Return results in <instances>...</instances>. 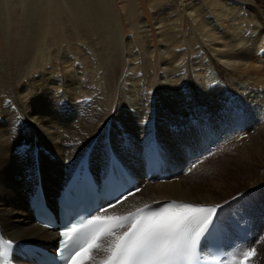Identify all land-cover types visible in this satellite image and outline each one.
I'll use <instances>...</instances> for the list:
<instances>
[{
  "label": "bare ground",
  "instance_id": "obj_1",
  "mask_svg": "<svg viewBox=\"0 0 264 264\" xmlns=\"http://www.w3.org/2000/svg\"><path fill=\"white\" fill-rule=\"evenodd\" d=\"M118 1L127 28L133 32L127 41L121 29L120 34L116 32L112 19L115 33L110 39L106 0H0L5 9L0 29L7 30V38L14 23L11 5L17 3L22 9L17 54L19 59L24 57L25 66L12 79L0 75V224L17 242L45 244L56 239L53 231L34 223L27 211L23 190L24 184L28 185L27 177L32 185L43 183L47 195L54 196L59 181L85 155L94 170L105 168L110 147L117 163L123 162L139 185L142 159L153 152L149 149L140 155V150L150 148L154 141H158L169 162L178 159L173 147L179 135L192 144L201 137L220 144L217 155L227 147L221 148L223 143L230 145L234 141L224 135L249 132L247 139L227 147L242 148L246 154L264 144V122L259 126L264 121L263 7L254 5L255 0H231V4L220 0H147L157 25L163 28L159 41L168 51L172 49L162 59L159 89L151 90L153 66L148 56L153 57L156 50L149 49L152 39H144V26L149 27V21L138 0ZM181 5L191 13L199 32L184 33L181 12L172 19L174 25L169 22L171 13ZM237 7L243 15L237 13ZM52 10L59 16L53 23L48 19ZM200 33H204V39ZM179 34L181 38L177 39ZM178 47L184 52L175 55ZM112 51L117 60H109ZM190 51L201 54L184 59ZM221 58L226 62H221ZM1 59L0 71L7 67L2 66ZM177 62L182 66L175 71ZM220 62L227 66L224 72ZM238 90H246L258 106L253 108V101L241 103L236 95ZM227 100L238 107V118L223 114ZM197 108L203 112V121L197 119L194 123ZM232 121L241 123L243 130L231 129ZM221 124L229 132H223L222 126L223 133L218 132L217 126ZM210 166L205 163L194 168V178L187 175L176 180L169 177L164 183L149 181L116 206L114 213L122 214L158 201L212 204L219 212L223 209L225 230L233 232L242 221L252 229L253 236L247 235L242 241L236 236L228 238V264H234L247 251H252L247 264L264 263V237L260 239L264 235V191L259 190L264 181L253 183L256 176L263 174L261 169L252 167L255 177H247L251 184L242 190L252 191L254 196L241 194L237 200L233 196L222 197L238 183L224 180L236 175L226 173L224 178L214 180L211 176L219 172L210 173L214 170ZM115 239L116 236L100 239L98 250L91 251L87 264H100Z\"/></svg>",
  "mask_w": 264,
  "mask_h": 264
},
{
  "label": "rangeland",
  "instance_id": "obj_2",
  "mask_svg": "<svg viewBox=\"0 0 264 264\" xmlns=\"http://www.w3.org/2000/svg\"><path fill=\"white\" fill-rule=\"evenodd\" d=\"M106 1H107V4L105 6V11H106L107 17H108V19L110 20V23H111L110 24V32H111L110 39L111 40L113 39V34L115 33L114 29H113V26H112V22H111V19H112L114 25L116 26V32H119V34H120V29H121L122 36H123L124 39H126L125 41H127V39L131 38L133 32L127 28L126 21H125L123 15L121 13L122 10H121V5H120L119 1L118 0H106ZM138 1L140 2L139 4L142 7L141 10H142L144 16L149 21V27L146 26L147 24L144 26V35L147 34V36L144 39H147L148 41H151V39H152L153 40V42H152L153 46H152V44H150L149 49L156 50L153 57L148 56V62H149L150 65L153 66V71H152V69L150 70V72L153 73L152 74L153 76H151L152 83H151V88L150 89L151 90L154 89V88L155 89H159V85L157 84V81L160 80V78L162 77V74H163L162 73V69H163L162 59H163V57H167L168 54L170 55L172 49L169 48L170 50L168 51V48L166 49L163 46L164 43L162 41H159V39L161 38L160 37V32H161V30L163 28H159L160 26L157 25L158 21L155 19L152 10L149 8L147 0H138ZM220 1L224 2V4H226V3H230L231 4V0H220ZM251 1H253V0H251ZM255 2H254V5L259 4L261 7L264 8V0H255ZM1 6L3 8V5L0 4V7ZM183 7L184 6L181 5L180 9H177V11L175 9L171 13L169 22L171 21L172 24L174 25V22L172 21V19L175 18V15H177V12H181V14H182V16L184 18V21H183V23H184V33L188 34L189 32H192L194 34V33H196V31H198V28L194 27V21L192 20L193 16L191 17V13L185 7L184 8ZM227 7H230V5L227 4ZM2 8H0L1 9L0 10V20L1 21L4 18V13L3 12H5V9L4 8L2 9ZM243 9H244V7H243ZM11 10H12V12H11L12 16H14V23L10 26L9 38L6 37L7 30L5 28L0 29V57L2 58L1 59L2 64L4 63L2 66H7L6 68L2 67V69L0 71L1 72L0 75L3 76V77L9 75L10 79H12L11 78L12 75H17L18 76L20 74V72L22 71L23 67L25 66L24 57H21L19 59L18 54H17V52H18L17 30H18V27H19V15L21 14L22 9L19 6V4L13 3L11 5ZM237 13L240 14V15L244 14V12H243V10L241 8H238ZM58 17H59L58 13L55 10H52L51 14L48 16V19H51V23H53L54 22L53 19H57ZM209 19H210V16H209ZM204 33H200L199 34L200 38L204 39ZM158 37H160V38L158 39ZM180 38H181V35L179 34L177 36V39H180ZM63 44H65V43L63 42ZM205 44H206L207 47H210L209 43L205 42L204 45ZM109 45L113 48V44L112 43H109ZM16 47H17V49H16ZM213 48L217 49L216 46H213ZM175 51H176L175 55H177V54L179 55V54L184 52L183 48H179V47L176 48ZM115 54H116L115 51H112L110 53V59L109 60H117ZM200 54H195L194 52L190 51V54L189 55H187V54L184 55L183 58L185 59L187 57V59H188V56L189 57H195V56H198ZM117 57L121 58V56H119V55ZM220 61L221 62H226V59L221 58ZM176 65H177V68H176L175 71H177L182 66V64L180 62L179 63L177 62ZM220 69H221L222 72H224V70L227 69V66H225L223 63H221ZM5 72H7V73H5ZM10 73H12V74H10ZM100 86H101V84H100ZM108 89H109V87H108ZM254 90L257 91V88L254 87ZM236 95L239 96V100L241 99V103H245L246 104V103H251L253 101L254 104H253L252 107L256 108V106H258V104L256 102H254V101H256L254 98L247 96L248 94H247L246 90H245V92H243V91L241 92V90H238ZM248 101H250V102H248ZM245 108H247V107L245 106ZM263 112H264V109H263ZM202 113H203L202 110L200 108H197L196 109V115H195L196 117L195 118H198L199 120L203 121ZM141 120H144V118L141 119ZM263 122L264 121L259 123V126L262 125ZM229 125H230V128L233 129V130H236V129L238 131H242L243 130V128H240V126L242 125L241 123H236V122L232 121V122L229 123ZM220 126H222V124ZM222 127H223V132H227V131L229 132V128L228 127H226V126H222ZM257 129H258V125L256 126L255 130H257ZM217 131H218V128H217ZM168 132H171V130H168ZM218 132L223 133L221 131V127H220V131H218ZM245 132H248V131L246 130ZM184 133L185 132L182 131V135ZM249 135H250V133L248 132V133H245V134H240L238 136H231V137L228 136V138H234L233 139L234 141H232V143L230 145H228L227 147L232 146L235 143H238V142H241V141L247 139L249 137ZM167 142H168V145L171 147L170 141L167 140ZM261 142L264 143L263 140H261ZM227 147L224 149V151L221 154H218V155L212 157L209 161L205 162L207 164L210 163L211 164L210 167H212L214 169L210 173L219 172V173H215V174H217L216 176H215V174H213V176H211V175L210 176L214 177L213 179L216 180V179L224 178L226 176V173L236 175L235 177H231L228 180H224L225 183H227L229 180L233 179L234 183H237V182L238 183L236 185V188H232L230 190L228 188V190L226 191L228 195L226 197L224 195H222V197L227 198V197L233 196L235 199L239 200L241 194H243V196H247L248 198H250L251 196H254V195H251L252 191H242V190H244L246 188V186L251 184V183H247L248 182L247 177H250V178L255 177L253 175L252 167H259V169H261L260 170L261 173L264 174V144L260 145V148L258 150L250 152L249 154H246L242 148L234 150L233 148H235V147H233L232 150H231L229 148L227 149ZM226 163H228L230 167H227L225 165ZM199 166L201 167L202 165H199ZM263 174H260V175L256 176L255 181L253 183H259V182L264 181V175ZM188 176H192L194 178L193 172H190V174H188ZM210 176H209V178H210ZM214 180H210V181H214ZM231 186H233V185H231ZM263 188H264V185L262 187H259V190L261 189L262 191H264ZM256 196L259 199L261 198L260 195H256ZM233 200L234 199H231L232 202H233ZM263 237H264V235H262V238H260V239L262 240ZM260 239L258 240L259 242L261 241ZM255 249L258 250V248H256V247H255ZM261 264H264V263H261Z\"/></svg>",
  "mask_w": 264,
  "mask_h": 264
},
{
  "label": "snow or ice",
  "instance_id": "obj_3",
  "mask_svg": "<svg viewBox=\"0 0 264 264\" xmlns=\"http://www.w3.org/2000/svg\"><path fill=\"white\" fill-rule=\"evenodd\" d=\"M222 112L228 118H238L240 111L233 101L224 102ZM154 158H161V149L159 145L155 146ZM197 211L203 212L202 216H192L183 222L168 225L152 217L139 218V213L127 217H105L103 219L118 220L127 222L130 227L117 237L114 246L110 249V256L106 264H141L142 261H153L158 264H167V262L180 260L193 253L196 239L210 231H222L225 227L223 219V209L217 213L216 208H197ZM216 213L215 218L213 214ZM101 219L94 217L88 221L90 226L95 221ZM113 228L122 227V225H113ZM72 233L69 240L74 237H81L80 246L70 256L73 264L80 262L92 250H98L97 243L101 236L94 227H78L73 224L71 228L61 232V237ZM90 236V238H89ZM63 240V239H62ZM11 241L0 242V257L8 254V246ZM254 251V250H253ZM251 255V252L248 253ZM68 264V261H67Z\"/></svg>",
  "mask_w": 264,
  "mask_h": 264
}]
</instances>
